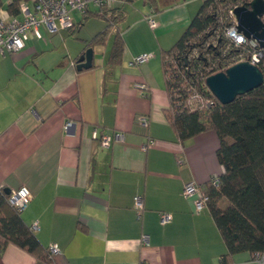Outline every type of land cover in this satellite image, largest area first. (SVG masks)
<instances>
[{
    "label": "crops",
    "instance_id": "obj_1",
    "mask_svg": "<svg viewBox=\"0 0 264 264\" xmlns=\"http://www.w3.org/2000/svg\"><path fill=\"white\" fill-rule=\"evenodd\" d=\"M1 1L0 17L14 16L11 0ZM202 2L116 0L110 8L125 12V19L109 28L101 44L91 42L108 24L86 28L92 18H104L75 13L73 29L53 34L42 28L43 38L31 35L22 50L0 55V187L31 191L21 216L44 247H58L55 264H225L227 246L209 207L198 212L184 195L188 182L207 188L222 173L218 134L203 131L182 142L165 113L170 95L163 53ZM148 15L158 22L155 29ZM118 36L124 49L114 59ZM88 47L94 49L93 66L79 70ZM143 53L153 57L131 63ZM140 82L149 86L147 94L136 87ZM140 114L149 117V126L138 121ZM95 129L123 138L104 148ZM136 195L144 198L141 217ZM161 212L172 220L162 224ZM233 261L258 264L248 252ZM0 264L47 263L9 245L0 251Z\"/></svg>",
    "mask_w": 264,
    "mask_h": 264
},
{
    "label": "trees",
    "instance_id": "obj_2",
    "mask_svg": "<svg viewBox=\"0 0 264 264\" xmlns=\"http://www.w3.org/2000/svg\"><path fill=\"white\" fill-rule=\"evenodd\" d=\"M22 1L27 0H11L8 5L11 15L19 14ZM240 1L248 3V0H203L179 40L163 53L165 75L173 60L185 71L182 83L176 87L177 94L171 92L166 76L170 107L165 113L179 140L184 142L208 130L216 131L220 140L217 150L223 166L220 183L213 185L210 181L206 189L207 206L227 246L222 256L225 264L234 262L237 254L255 255L264 251V83L228 104L216 98V104L209 108L192 110L187 106V98L190 87L205 88L206 79L222 72L223 62L236 53L221 31L231 24L227 16L229 6ZM2 6L0 0V9ZM90 13L108 22V28L91 44L103 43L109 28L125 19V12L116 8L90 10L84 18ZM123 49V40L118 36L112 57L120 58ZM191 53L196 55L190 58ZM259 67L264 73V58ZM175 76L173 73L176 79ZM9 195L8 190L0 187V251L15 245L47 264H55L49 248L41 244L33 228L10 204Z\"/></svg>",
    "mask_w": 264,
    "mask_h": 264
},
{
    "label": "built area",
    "instance_id": "obj_3",
    "mask_svg": "<svg viewBox=\"0 0 264 264\" xmlns=\"http://www.w3.org/2000/svg\"><path fill=\"white\" fill-rule=\"evenodd\" d=\"M116 0H27L22 1L20 4V12L16 16L9 18L0 17V55H5L9 52L11 54L22 50L30 38L31 35L37 38H43L42 28L47 29L50 33H57L62 30H70L76 26L75 13H80L85 17L89 11L90 6L93 4L98 9L110 8ZM252 0H248L247 5ZM245 5L244 1L230 5L227 10V16L230 18L231 24L222 28V33L229 47L236 48V53L233 57L223 62L224 71L229 67L239 62L248 61L251 64L258 65L264 58V45L262 46L259 40L254 37H248L243 31L238 28V20L235 14V8ZM146 20L150 24V27L155 29L158 26V22L153 15L146 16ZM264 20V16H263ZM196 53L190 54L189 57H194ZM153 57L152 53H143L134 57L131 61L134 65H139L147 62ZM189 69L190 67L187 66ZM184 70L174 62L169 65L166 76L170 81L171 92L177 94V85L181 84V80L184 78ZM173 73L176 74L175 79ZM207 80V79H206ZM206 87H190L189 97L187 98V106L192 110L201 108H209L216 104V96L208 87L207 82L204 84ZM203 85V86H204ZM136 87L142 94H147L149 86L140 82L136 84ZM138 121L144 126H149L150 119L145 114L138 116ZM70 123H67L69 125ZM94 137L100 139L102 147H110L114 139H122L123 133L102 134L98 133V130H94ZM154 140L151 139L149 144H153ZM148 145L144 146L147 149ZM213 185L220 183L219 177H213L211 180ZM9 202L15 207L18 212H22L31 202L32 193L26 186H20L16 189H12L9 193ZM184 195L186 198H192L195 204L196 210L199 212L208 205L209 195L206 187L201 184L190 181L184 187ZM134 208L138 212V216L141 217L144 210V198L142 195H136L134 198ZM172 220V214L169 212L160 213V221L162 224H166ZM37 228V224L34 225V229ZM142 241L145 244L149 242V236L147 234L142 235ZM49 251L53 253L59 252L57 246L50 245ZM258 264H264V251L256 253L254 255ZM236 264V263H229Z\"/></svg>",
    "mask_w": 264,
    "mask_h": 264
},
{
    "label": "water",
    "instance_id": "obj_4",
    "mask_svg": "<svg viewBox=\"0 0 264 264\" xmlns=\"http://www.w3.org/2000/svg\"><path fill=\"white\" fill-rule=\"evenodd\" d=\"M238 28L248 37H254L264 45V0H252L249 5L235 8ZM94 63V49L87 48L77 61V68L89 69ZM207 85L222 104H228L264 83V73L258 65L248 61L232 65L224 72L210 75ZM10 193V190H8Z\"/></svg>",
    "mask_w": 264,
    "mask_h": 264
},
{
    "label": "rangeland",
    "instance_id": "obj_5",
    "mask_svg": "<svg viewBox=\"0 0 264 264\" xmlns=\"http://www.w3.org/2000/svg\"><path fill=\"white\" fill-rule=\"evenodd\" d=\"M95 7L96 6H94L93 4H91V6H90L91 10H93V9L95 10ZM136 8H138L137 4H136ZM133 10L135 11V9H133ZM80 15L83 16L82 14H80ZM100 24H102V27H104V26H106L108 24V22H107V20L105 18L104 19H100V18L94 17V19L92 18V21L89 23L87 28L84 25H83V27L86 28L87 32H90V31H92V29H91L92 26H94V29H93V31H94L95 29L100 27ZM127 26H128V22H125L124 24L121 25L120 28L123 31V30H125L127 28ZM99 29H101V28H99Z\"/></svg>",
    "mask_w": 264,
    "mask_h": 264
}]
</instances>
